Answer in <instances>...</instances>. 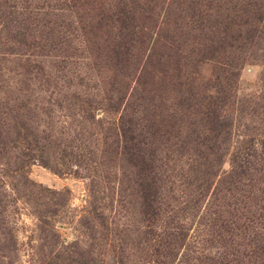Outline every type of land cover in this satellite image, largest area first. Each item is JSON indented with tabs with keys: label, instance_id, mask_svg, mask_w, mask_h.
Returning <instances> with one entry per match:
<instances>
[{
	"label": "rangeland",
	"instance_id": "rangeland-1",
	"mask_svg": "<svg viewBox=\"0 0 264 264\" xmlns=\"http://www.w3.org/2000/svg\"><path fill=\"white\" fill-rule=\"evenodd\" d=\"M235 2L0 0V264H264V25Z\"/></svg>",
	"mask_w": 264,
	"mask_h": 264
},
{
	"label": "trees",
	"instance_id": "trees-1",
	"mask_svg": "<svg viewBox=\"0 0 264 264\" xmlns=\"http://www.w3.org/2000/svg\"><path fill=\"white\" fill-rule=\"evenodd\" d=\"M144 4L147 3V0H141ZM235 4L238 6V13L236 17L240 16H246L247 19L244 21V23L252 22V23H259L261 25H264V0H236ZM235 9V7H234ZM233 9V10H234ZM133 154V153H131ZM133 156V160L135 159L137 161V164L140 166V159H143V155L140 153H135ZM141 169H144L143 167H140ZM146 170V169H145ZM142 172V171H141ZM150 173L147 172L141 177L139 185L140 190V199H141V207L143 209H149L152 207L159 206V199H158V192L157 189L159 188V183L150 179ZM235 205H237L236 202H234Z\"/></svg>",
	"mask_w": 264,
	"mask_h": 264
}]
</instances>
